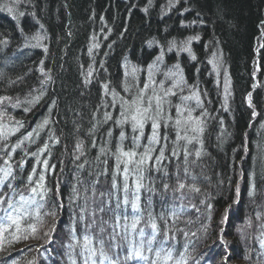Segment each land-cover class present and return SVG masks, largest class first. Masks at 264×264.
Returning a JSON list of instances; mask_svg holds the SVG:
<instances>
[{"label": "trees", "instance_id": "16d2710c", "mask_svg": "<svg viewBox=\"0 0 264 264\" xmlns=\"http://www.w3.org/2000/svg\"><path fill=\"white\" fill-rule=\"evenodd\" d=\"M165 1L22 0L16 6L14 19L13 14L5 10L6 1L0 0V97H11L0 104V125L8 131L6 140L0 137V158H10L17 177L12 184L19 186L26 198L31 193L24 184L33 168L36 170L33 181L43 174L44 186L50 189L39 218L34 215L23 218L19 233L13 225L0 238V264H29L30 261L71 264L66 255V245L71 242L68 230L75 227L77 234L80 231L79 224H73L80 201L71 199L72 189L79 186L78 179L87 178L89 171L101 170L103 166L95 161L98 149L111 128L110 147L115 150L120 128L108 121L97 124L93 137L86 133L93 123L103 120L105 111L114 120L119 119L120 97L131 98L144 82H149L150 66H154L152 79L163 81L168 88L167 72L162 73L161 69L177 63L184 77V82H180L183 92L173 89L177 96L169 97L172 104H179V97L186 96L189 87L200 95L201 109L211 114L203 118L206 119L203 146L207 155L195 169L201 191L187 193L188 198L183 201H173L171 188L164 192L161 185L165 181L170 185L175 183L173 173L178 162L166 161L168 177L153 172L145 179L144 183L155 192H141V207L149 196L154 214L173 202L183 204L185 211L180 219L175 222L170 219L167 225L171 229L168 235L174 239H169L164 246L171 247L176 258L183 254L187 264H264V132L256 128L264 112L261 97L264 48L261 47L257 55L259 70L251 65V58L255 57L254 42L260 32L259 41L264 43V0H173V6L163 10ZM22 10L25 16H18ZM37 33L41 37L39 43L32 38ZM197 36L198 40H189ZM173 42L176 47L169 50ZM185 44L190 52L181 50ZM217 46L224 52L230 77L227 103H230L231 116L225 105L217 116L211 112L217 100L215 89L220 91L222 84L215 74L205 79L203 73L198 72L203 71V56L191 59L193 54L197 58L203 51L208 58ZM157 57L162 59L158 61ZM170 61L175 62L170 64ZM158 65L162 74H157ZM195 68L197 72H193ZM133 69H137L134 75ZM253 72L261 78L260 89L252 90ZM178 78L175 79L178 81ZM134 81L137 87L132 88L131 93L123 91ZM105 84L118 94L116 107L108 106L113 98L105 94ZM249 91L253 101L250 105L245 99ZM36 96L41 97L39 102L28 103ZM20 98H26L25 103L15 106V100ZM189 102L196 103L190 100L187 104ZM46 119L49 123L41 127ZM219 124L223 126L221 130L225 127L222 134L217 133ZM125 131H128L127 126ZM167 132L169 140L174 139L171 127ZM148 135L146 125L145 136ZM57 139L59 143L55 142ZM80 140L84 141L87 155L77 160L75 145ZM92 140L96 148L90 147ZM129 143L126 140L124 147ZM45 144L49 146L47 152L32 155L39 153ZM5 148L9 150L7 153L3 151ZM45 159L49 171L37 164L38 160ZM85 159L91 166L86 164L84 169H79L77 166ZM4 166L0 163V167ZM107 168L111 174V158ZM19 197L18 193L14 194L11 201L16 207L22 203ZM36 199L39 201L40 197ZM57 201L62 202L63 207L53 208ZM225 208L229 209L228 219L221 223ZM50 210L55 211L54 218L45 214ZM157 222L160 224L159 220ZM30 223L36 225L35 233L29 228ZM140 227L145 232L150 231L144 221ZM160 227L165 226L160 224ZM14 233L19 240L14 239ZM24 236L29 238L25 240ZM157 247L158 244L153 245L154 249ZM238 247L240 251L236 250ZM146 255L154 259L153 253Z\"/></svg>", "mask_w": 264, "mask_h": 264}, {"label": "snow or ice", "instance_id": "6c2138e0", "mask_svg": "<svg viewBox=\"0 0 264 264\" xmlns=\"http://www.w3.org/2000/svg\"><path fill=\"white\" fill-rule=\"evenodd\" d=\"M22 3V0H11L12 6L5 5V10L13 14L16 18L15 6ZM171 4V0H169ZM24 12H19L18 16H23ZM41 27H43L41 25ZM22 31V29H21ZM39 43L41 37L37 33L32 37ZM199 39V37L189 38ZM176 47L175 42L170 46V49ZM264 48V43L260 45ZM182 51L190 52V48L185 44ZM162 57H157L161 60ZM192 60L196 59L193 54ZM150 66L149 82H146L142 88L131 97H120L118 104L119 119H113L107 111L103 114V120L93 123L86 135L93 137L97 130V124H104L112 121L113 124L120 128L118 134V143L110 147L111 137L113 132L111 128L106 132V139L99 147V155L95 157V161L102 165L100 171H89L85 179H78V187H73V201H80L78 204V213H74L73 224H79L80 231L77 234L75 227H70L68 235L70 241L67 245L66 255L71 264H169L174 261V264H187L183 254L179 258L174 257L171 247L166 248L164 245L170 237L168 232L171 229L167 228L169 220L173 222L179 220L182 213L185 211L183 204L176 205L174 202L165 210L158 214H154L152 210L151 196L145 201L141 207V192L146 191L150 194L155 192V189L148 187L144 181L151 173H162L163 177H168L169 173L165 162H178L173 173L175 183L170 185L167 181L163 182L161 187L164 192H168L171 188L173 193V201H183L187 199V193H199L198 187L199 175L195 169L199 167L207 153L204 151L203 134L205 132V121L202 117L193 116V106L187 104L190 100H195V107L202 108L203 102L198 93L192 95L180 96L179 104H172L169 97L177 96V92L173 89L180 87V82H184L182 69L179 63L172 66L166 73V78L169 81L179 77V81L172 83L171 87L165 88L164 82H157L152 79ZM133 73L137 69L132 70ZM91 75V73H89ZM106 95L112 96V101L109 102V107H116L117 93L111 92L108 85H103ZM137 87L135 81L129 86H125L123 91L131 93L132 88ZM40 96H36L28 103H37ZM249 97V102H250ZM11 100V97H0V104ZM175 108L176 115L173 117L171 109ZM30 110V109H26ZM204 115H207L206 111ZM255 115V113H254ZM95 119V118H94ZM19 123V122H17ZM49 121H43L41 127L46 126ZM149 126L150 135L145 136V127ZM127 126L128 131H125ZM171 127L174 133V139L169 140L168 128ZM163 129V132L161 131ZM8 131L3 125H0V137L7 139ZM129 140L128 147H124V142ZM143 141V143H142ZM59 143L57 139L55 141ZM171 144V147H169ZM17 147H20L18 144ZM48 145L45 144L39 153H33V156L40 155L48 151ZM90 147L96 148L95 140H92ZM78 155L75 159L80 160L82 156L87 155L85 151L84 141L80 140L75 145ZM5 153L9 150L3 149ZM165 151L168 155H165ZM103 157V159L101 158ZM113 160V168L111 174L107 168L108 159ZM94 161V162H95ZM93 162V163H94ZM0 163L5 165L0 167V238L4 233L9 232L12 226H15V232L19 233L20 222L25 217L35 216L40 217V209L45 206L47 192L44 186V175L40 174L37 181H33V175L36 174L35 168L28 175L27 182L24 184L31 196L25 197L19 186L14 187L12 181L17 177L14 175V170L11 167L10 158H0ZM44 171H49L50 167L47 159L37 161ZM90 165V162L85 159L77 167L84 169L85 165ZM54 169V165L51 166ZM101 177L106 179L101 180ZM131 180V184L129 181ZM254 188V185H252ZM8 189V191H5ZM239 194V188L236 189ZM20 195L19 207H16L11 201L14 194ZM178 194V195H177ZM250 195L253 193L250 192ZM36 197H40L38 201ZM204 203V201H201ZM6 205V206H5ZM63 207L62 202H54L53 208ZM195 207V205H193ZM211 205H209V208ZM131 209V213H129ZM11 210V211H9ZM31 210V211H30ZM198 210V209H197ZM228 208H225L222 214L221 223L228 219ZM15 213V215H13ZM145 213L147 217L145 218ZM48 216L55 217V211L45 213ZM259 218V216L257 217ZM165 227L161 228L160 224ZM144 221L146 227L150 229L145 232L143 227H140ZM251 223V222H249ZM32 233L37 231L36 225L29 224ZM183 231L182 229H178ZM54 231V229H52ZM14 235V239L19 240L20 237ZM48 233H45L47 236ZM185 236L188 233H184ZM195 235V233H193ZM160 237L158 240L157 237ZM25 240L29 237L24 236ZM154 244H158L157 248H153ZM264 244V241H262ZM153 253L154 259L146 255ZM34 264V262H29Z\"/></svg>", "mask_w": 264, "mask_h": 264}, {"label": "rangeland", "instance_id": "374dc122", "mask_svg": "<svg viewBox=\"0 0 264 264\" xmlns=\"http://www.w3.org/2000/svg\"><path fill=\"white\" fill-rule=\"evenodd\" d=\"M6 1V3L8 4V6H12V4H11V0H5ZM2 2V1H1ZM0 2V3H1ZM173 0H171V4L169 3V0H166L165 1V3H164V5H163V10H167V8H169L170 6L172 7L173 6ZM15 9H18V7H16L15 6ZM163 10H161V11H163ZM22 12H24L25 13V11L24 10H22ZM164 14V13H163ZM23 16H25V15H23ZM260 36H261V32L259 33V36L256 38V40H255V42H254V46H253V49H254V51L255 52H257L256 50H258V49H261V47H260V45H261V43H260V41H259V38H260ZM189 37H191V36H189ZM205 47V46H204ZM203 50H205V48H203ZM112 52H110V54H111ZM201 56H203V60H201L202 61V69H203V71H198V72H200V73H203V75L205 76V77H208V79L209 78H212V75H216L215 77L218 79V81H219V83H221L222 85H221V87H220V94H219V90H217V89H215V91H217L216 92V97H217V100H216V103L214 104V106H213V111H211L213 114H214V116H217L218 115V112L219 111H224V105H225V107L228 109V116H231V113H230V103H227L228 102V100H227V96H228V94H229V91H230V77H229V74H228V70H227V65H226V63H224V60H225V55H224V52L222 51V49L220 48V46H217V48L210 54V56L207 58L206 57V55H205V53H204V51H203V54H200L196 59H198V58H200ZM175 62V61H174ZM173 61H170V64L172 63H174ZM258 60H257V56H255L254 58H251V65H253L254 66V68L256 67V69L257 70H259L258 69ZM122 65V64H121ZM157 68H156V71H157V74H162V73H165V72H168L170 69H172V65H170V66H164L165 68L164 69H161V72L162 73H159V71H158V67H159V65L158 66H156ZM193 72H197V69L195 68L194 69V71ZM135 73H133V75H134ZM252 77H253V83H252V90L253 89H257V88H259L260 89V86H261V78L259 77V75L258 74H256L255 72H253V74H252ZM148 77H146V79H147ZM262 78L264 79V71H263V73H262ZM179 79V78H178ZM163 80H165V79H163ZM179 81V80H178ZM177 81V79H174V80H172V81H168L167 83H169V84H167L168 85V88L169 87H171V84L172 83H176V82H178ZM217 81V82H218ZM146 82H144V84H145ZM100 84H101V82H100ZM133 84V83H132ZM143 84V85H144ZM102 85V84H101ZM140 85V87H141V85H142V83H140L139 84ZM97 87H100V85L98 84L97 85ZM143 87V86H142ZM165 88H166V86H165ZM188 90L189 91H191V89L188 87ZM223 92H222V91ZM176 91V90H175ZM189 91H188V93H187V95L189 94V95H192V93H194V91H191L190 93H189ZM27 94H30V93H27ZM249 97L251 98L250 99V102H249ZM262 98H263V100H264V93H263V96H261ZM260 97V99L262 100V98ZM245 99H246V103L248 104V105H250L253 101H252V94H251V91H249V92H247L246 94H245ZM25 101H26V98H20V99H17V100H15V103H14V105L15 106H17L19 103H25ZM225 103V104H224ZM195 104L196 103H194V102H189L188 103V105H190V106H193V112H192V115L193 116H199V117H202V118H204V117H210L211 116V114H208V115H204V112H205V110L204 109H201V108H197V107H195ZM223 104V105H222ZM260 105H263V104H260ZM203 108V107H202ZM263 110H264V105H263ZM171 112H172V115H173V117H175V115H176V111H175V108H172L171 109ZM216 112H217V114H216ZM255 113V112H254ZM253 113V114H254ZM256 114V113H255ZM215 118H217V117H215ZM204 121L206 120V119H203ZM253 121V120H252ZM263 123H264V112H263V118L261 119V123L260 124H257L256 125V128H257V130L258 129H262L263 130V132H264V126H263ZM220 125V124H219ZM223 127V126H222ZM222 127H221V125H220V128H218L217 129V133L218 134H222L223 132H224V130H225V127H224V129L223 130H221L222 129ZM227 129H231V127H230V125H228L227 126ZM220 143V142H219ZM222 143L224 144L225 142H223L222 141ZM222 147V144H220V148ZM248 172L247 171H245V174H247ZM243 177H244V174H243ZM242 177V178H243ZM20 198V197H19Z\"/></svg>", "mask_w": 264, "mask_h": 264}, {"label": "bare ground", "instance_id": "6f19581e", "mask_svg": "<svg viewBox=\"0 0 264 264\" xmlns=\"http://www.w3.org/2000/svg\"><path fill=\"white\" fill-rule=\"evenodd\" d=\"M4 24H2V26H3ZM257 52H255L254 51V55L255 56H257L258 54H259V51H260V49H258V50H256ZM203 77L205 78V79H208V77H205L204 75H203ZM210 79V78H209ZM211 91H214V89L213 88H211ZM222 91V90H221ZM223 92V91H222ZM213 94H214V92H213ZM213 94H212V97H213ZM219 94H220V91H219ZM216 99V97L214 98V100ZM37 247H38V243H37V245H36ZM237 251H240L241 250V248H237L236 249ZM9 253V252H8ZM11 262H12V260H11ZM17 262V261H16ZM3 263H5L4 261H3Z\"/></svg>", "mask_w": 264, "mask_h": 264}]
</instances>
